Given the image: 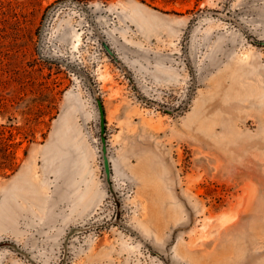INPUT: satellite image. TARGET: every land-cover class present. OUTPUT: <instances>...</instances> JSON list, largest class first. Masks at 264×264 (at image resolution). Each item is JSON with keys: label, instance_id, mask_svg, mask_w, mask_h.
<instances>
[{"label": "rangeland", "instance_id": "obj_1", "mask_svg": "<svg viewBox=\"0 0 264 264\" xmlns=\"http://www.w3.org/2000/svg\"><path fill=\"white\" fill-rule=\"evenodd\" d=\"M56 1L0 0V243L38 244L42 264H59L70 227L114 215L91 97L36 54ZM79 1L141 93L172 109L189 87L182 42L197 12L239 15L264 40V0ZM44 53L76 61L96 84L123 220L145 239L118 227L81 234L68 264H264V46L217 17L198 19L188 54L199 83L176 117L136 98L74 7L51 15ZM0 254V264H28Z\"/></svg>", "mask_w": 264, "mask_h": 264}, {"label": "water", "instance_id": "obj_2", "mask_svg": "<svg viewBox=\"0 0 264 264\" xmlns=\"http://www.w3.org/2000/svg\"><path fill=\"white\" fill-rule=\"evenodd\" d=\"M63 6H71L79 10L87 19L89 27L91 31L94 33V37L98 44L102 47L108 58L111 62L119 69V71L124 75V77L129 82L132 90L136 98L143 103L144 105L153 108L156 111H160L162 113H167L172 116L181 115L186 111L188 106L190 105L195 93L196 88L198 86L199 80L198 75L196 73V69L192 64L189 54H188V46H189V37L193 30L194 24L196 21L202 17H217L220 20H224L226 22L231 23L232 25L236 26L239 31L243 33V35L248 39V41L257 46H264V40H258L253 38L246 27L240 22L239 15H230L227 13L213 11V10H204L197 12L190 21L184 35V39L182 42V57L189 69V87L186 93L185 98L183 99L181 105L176 109L169 108L162 103L152 100L148 97H145L140 89L137 86L135 78L130 71V69L125 65V63L121 60V58L113 51V49L109 46L104 33L100 29L98 23L96 22L97 14L94 13L87 4L79 1V0H58L53 3L48 9L46 10L39 31H38V39L36 43V54L38 58L46 63L55 64L66 71L72 73L87 89L90 97L91 102L94 107L95 111V120L97 124V150L99 155V161L102 168V180L104 183V187L106 192L108 193L109 197L111 198L114 204V215L111 220L107 222H98L92 223L88 222L85 225L80 226H72L70 227L62 241H61V259L59 264H68L70 260V253H71V244L74 237L94 232L98 230H105L109 229L110 227H118L122 231L128 233L135 239L139 241V243H144L145 239L140 236L136 232L134 228L126 224L123 220V213L126 209L124 200L122 195L119 193L115 182H114V175L112 172V164H111V155L107 140V132H106V124H105V114L104 109L101 101L100 93L97 89L96 84L90 78V76L80 67V65L73 60L64 59L62 57L53 56L49 53H44V38L45 32L47 29V25L51 15L59 8ZM155 255H157L160 259L163 258L157 254L150 246H147ZM3 249L10 250L13 254L17 255L21 259H23L28 264H42L36 258V253L38 251V244H36L32 249H24L17 243L12 241H5L0 243V252Z\"/></svg>", "mask_w": 264, "mask_h": 264}, {"label": "flooded vegetation", "instance_id": "obj_3", "mask_svg": "<svg viewBox=\"0 0 264 264\" xmlns=\"http://www.w3.org/2000/svg\"><path fill=\"white\" fill-rule=\"evenodd\" d=\"M239 20H240V17H239ZM222 21H224V20H222ZM96 22H97V20H96ZM226 22V21H225ZM240 22L242 23V21L240 20ZM98 23V22H97ZM229 23V22H228ZM243 24V23H242ZM100 27V26H99ZM100 29L102 30V32L104 33V36H105V38H106V40H107V42H108V44H109V46L113 49V47L110 45V42H109V40H108V38H107V36H106V34H105V32L103 31V29L100 27ZM94 34V33H93ZM113 51H114V49H113ZM115 52V51H114ZM122 60V59H121Z\"/></svg>", "mask_w": 264, "mask_h": 264}, {"label": "crops", "instance_id": "obj_4", "mask_svg": "<svg viewBox=\"0 0 264 264\" xmlns=\"http://www.w3.org/2000/svg\"><path fill=\"white\" fill-rule=\"evenodd\" d=\"M111 164H112V162H111ZM112 172H113V175H114V171H113V166H112ZM1 255V254H0ZM36 258L38 259V256H40V253L37 251V253H36Z\"/></svg>", "mask_w": 264, "mask_h": 264}]
</instances>
